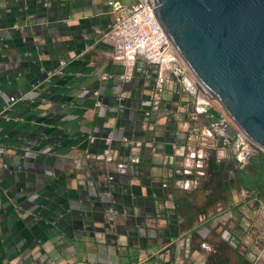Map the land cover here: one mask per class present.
Listing matches in <instances>:
<instances>
[{
	"label": "crops",
	"instance_id": "obj_1",
	"mask_svg": "<svg viewBox=\"0 0 264 264\" xmlns=\"http://www.w3.org/2000/svg\"><path fill=\"white\" fill-rule=\"evenodd\" d=\"M112 20L106 0H0V264H260V236L243 252L229 237H246L245 217L261 233L256 198L223 192L230 174L184 173L177 118L191 99L166 89L152 111L143 60L119 82ZM108 136L110 163L95 159ZM122 137L139 144L138 169ZM220 216L234 224L228 243Z\"/></svg>",
	"mask_w": 264,
	"mask_h": 264
},
{
	"label": "water",
	"instance_id": "obj_2",
	"mask_svg": "<svg viewBox=\"0 0 264 264\" xmlns=\"http://www.w3.org/2000/svg\"><path fill=\"white\" fill-rule=\"evenodd\" d=\"M151 1L155 23L196 85L245 134L253 144L249 149L264 154V0ZM218 128L236 137L232 125ZM139 160L130 153V168L138 169Z\"/></svg>",
	"mask_w": 264,
	"mask_h": 264
},
{
	"label": "built area",
	"instance_id": "obj_3",
	"mask_svg": "<svg viewBox=\"0 0 264 264\" xmlns=\"http://www.w3.org/2000/svg\"><path fill=\"white\" fill-rule=\"evenodd\" d=\"M107 6L113 15V20L107 26L105 38L111 39L114 48L118 51L116 59L121 62L124 68L123 73L117 76V80L122 84H129L133 81V69L138 60H143L151 69L152 73V98L150 109L156 111L160 107L161 94L164 90H176L182 86L184 91L190 97V103L187 104L186 116L177 118L180 129L186 134L184 145V173L193 176L194 180L205 176L206 159L209 152H214L218 160L230 159L236 156V159L242 166H246L250 158L257 152L249 149L253 144L230 120L225 110L211 97L203 93L196 85L195 80L179 57L175 50L166 41L165 37L155 23L151 10L155 5L151 0H132L130 4L119 0H106ZM67 66L66 61L59 63L53 71L47 74L48 79L62 76ZM112 76L102 74V80L111 79ZM97 97V93H94ZM119 107H124L125 98L118 96ZM96 106L100 102L96 101ZM211 109L218 115L219 121L213 124L203 122L202 114H206ZM210 118V117H209ZM219 124H230L236 130V137L231 140L225 136ZM146 129L154 130V125L148 123ZM231 141H234L231 144ZM121 142L128 148V154L138 153L139 144L134 140L122 137ZM112 138L106 137L104 147L100 153L95 156L98 161L110 163L113 161V151L111 148ZM234 144V146H233ZM259 153V152H258ZM245 156L248 159L245 161ZM121 167V165H120ZM242 195H250L245 190H240ZM258 200L257 219L259 218L264 227V202ZM246 221V225L244 224ZM251 220L243 218L241 221L242 230L246 237L236 239L230 237V243L243 250L247 247L246 239L254 234L260 236V232L251 226ZM254 237V236H253ZM204 246V244H202Z\"/></svg>",
	"mask_w": 264,
	"mask_h": 264
},
{
	"label": "trees",
	"instance_id": "obj_4",
	"mask_svg": "<svg viewBox=\"0 0 264 264\" xmlns=\"http://www.w3.org/2000/svg\"><path fill=\"white\" fill-rule=\"evenodd\" d=\"M55 78L53 77L51 82ZM207 114L214 123L219 121L218 115L213 113L211 109L207 111ZM233 142L231 141V144ZM206 167L207 172L215 177L223 178L229 174L231 175L229 180H220L223 192L230 191L231 187L237 191L245 190L251 197L256 198L253 208H258V200H264V154L262 152L254 154L246 166H242L237 161L236 156H232L230 159L218 160L214 152H209ZM236 210L238 211L237 207Z\"/></svg>",
	"mask_w": 264,
	"mask_h": 264
},
{
	"label": "rangeland",
	"instance_id": "obj_5",
	"mask_svg": "<svg viewBox=\"0 0 264 264\" xmlns=\"http://www.w3.org/2000/svg\"><path fill=\"white\" fill-rule=\"evenodd\" d=\"M233 146H234V144H233ZM262 202H264V200ZM220 217H222V218H220V221L218 222L219 223L218 228H217L218 229V235H219L218 237H219V240H221L222 242L225 241L226 243H228L229 239H230L229 237H231V236L228 237V235L230 234L228 230L233 228L234 224L226 221L223 216H220ZM226 229H227V232H226ZM259 243L262 245V248H264V228L261 230ZM240 250L243 252V249H240ZM262 260L263 261L260 262V264H264V259H262Z\"/></svg>",
	"mask_w": 264,
	"mask_h": 264
}]
</instances>
